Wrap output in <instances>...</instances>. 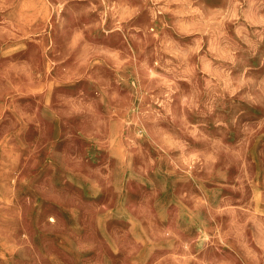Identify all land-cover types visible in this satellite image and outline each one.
<instances>
[{"label":"rangeland","instance_id":"374dc122","mask_svg":"<svg viewBox=\"0 0 264 264\" xmlns=\"http://www.w3.org/2000/svg\"><path fill=\"white\" fill-rule=\"evenodd\" d=\"M0 264H264V0H0Z\"/></svg>","mask_w":264,"mask_h":264}]
</instances>
